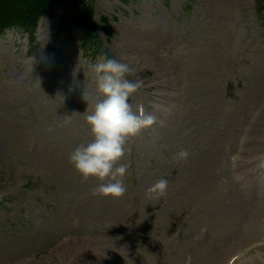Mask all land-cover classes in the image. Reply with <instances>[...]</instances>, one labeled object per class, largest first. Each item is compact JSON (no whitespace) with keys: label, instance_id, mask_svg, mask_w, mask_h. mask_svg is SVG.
<instances>
[{"label":"rangeland","instance_id":"1","mask_svg":"<svg viewBox=\"0 0 264 264\" xmlns=\"http://www.w3.org/2000/svg\"><path fill=\"white\" fill-rule=\"evenodd\" d=\"M258 0H96L89 28L45 14L28 57L0 35V264H264V9ZM264 7V0H260ZM261 7V6H259ZM111 26V39L101 18ZM91 33L100 55L83 56ZM131 61L127 191L97 195L69 153L103 97L91 65ZM187 150V158L177 153ZM167 179L164 195L150 193Z\"/></svg>","mask_w":264,"mask_h":264},{"label":"clouds","instance_id":"2","mask_svg":"<svg viewBox=\"0 0 264 264\" xmlns=\"http://www.w3.org/2000/svg\"><path fill=\"white\" fill-rule=\"evenodd\" d=\"M128 62L102 55V62L91 65L97 78V89L102 99L96 102L94 110L86 116L93 139L87 144L75 147L68 156V162L84 179L95 177L100 183L94 190L97 195L119 198L127 191L124 176L125 165L117 166L126 151V142L137 136L144 128L155 122V117L143 111H133L130 103L132 94L143 87L140 79H128L134 69ZM178 158H187V150L177 153ZM168 180L159 179L149 188L150 193L164 195Z\"/></svg>","mask_w":264,"mask_h":264},{"label":"trees","instance_id":"3","mask_svg":"<svg viewBox=\"0 0 264 264\" xmlns=\"http://www.w3.org/2000/svg\"><path fill=\"white\" fill-rule=\"evenodd\" d=\"M96 0H0V35L6 30L17 28L28 39L27 55L31 57L37 50L35 33L38 22L45 14L54 18L61 11L57 33L66 38L71 37L72 28H89L91 9ZM258 12L264 9L260 0L256 1ZM261 6V7H259ZM102 31L107 39H111V26L109 20L100 19ZM79 49L83 56L88 55L94 60L100 52L94 47V37L91 33L84 36Z\"/></svg>","mask_w":264,"mask_h":264},{"label":"bare ground","instance_id":"4","mask_svg":"<svg viewBox=\"0 0 264 264\" xmlns=\"http://www.w3.org/2000/svg\"><path fill=\"white\" fill-rule=\"evenodd\" d=\"M43 18H44V17H42V19H43ZM42 19H41V20H42Z\"/></svg>","mask_w":264,"mask_h":264}]
</instances>
